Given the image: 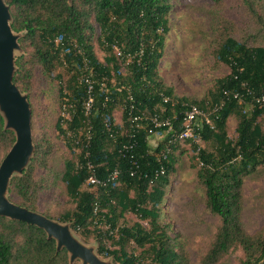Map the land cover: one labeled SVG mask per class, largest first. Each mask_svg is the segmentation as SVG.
Segmentation results:
<instances>
[{
    "label": "trees",
    "instance_id": "16d2710c",
    "mask_svg": "<svg viewBox=\"0 0 264 264\" xmlns=\"http://www.w3.org/2000/svg\"><path fill=\"white\" fill-rule=\"evenodd\" d=\"M232 1L210 0L220 13L212 40L214 66L228 67L229 74L216 79L206 97L189 99L175 96L159 77L171 0H5L11 28L25 34L13 83L28 95L35 147L29 168L11 180L12 202L34 212L41 204L45 217L70 223L81 242L92 239L97 255L113 264H222L231 252H241L234 264H258L264 258V223L250 234L241 213L245 180L264 167V104L256 103L264 95V0H236L244 17L234 13ZM35 68L56 73L57 101L68 116L59 115L54 124L67 151L60 155L58 177L67 207L58 212L40 199L50 189L58 149L33 106ZM223 91L230 96L211 113ZM233 93L245 103L238 104ZM186 105L197 106L211 123L197 122L194 137L181 139ZM116 110L120 124L113 118ZM154 115L169 118L172 129L154 128L149 120ZM134 117H141L139 127ZM230 118L235 119L233 138ZM153 133L162 139L151 146ZM14 140L0 115V163ZM200 140L211 142L212 152L201 149ZM188 150L195 153L190 169L205 208L217 218L196 263L185 242L170 236L159 212L177 161ZM161 168L164 173L156 177ZM115 170L117 180L108 182ZM91 175L104 185L88 184ZM0 264H68V256L56 252L55 242L37 227L0 218Z\"/></svg>",
    "mask_w": 264,
    "mask_h": 264
},
{
    "label": "rangeland",
    "instance_id": "374dc122",
    "mask_svg": "<svg viewBox=\"0 0 264 264\" xmlns=\"http://www.w3.org/2000/svg\"><path fill=\"white\" fill-rule=\"evenodd\" d=\"M235 1L231 2V8L237 16L244 17L241 6ZM171 3L173 7L168 17L169 32L165 36L163 57L158 67L159 77L166 87L172 88L175 96L202 99L207 96L216 79L229 74V68L226 66L215 68L212 56V40L219 28L220 13L210 0H171ZM94 50L98 59L103 62L104 54L95 42ZM24 53L23 50L22 54ZM18 56L20 55L16 53L15 58ZM55 75L56 73L46 75L40 68L34 69L33 106L39 116L38 123L46 127L48 137L58 149L51 160L53 178L49 183L50 189L40 199L41 203L53 204L55 211L58 212L62 207H67V198L58 183V177L63 171L60 155L67 151L64 143L57 137L54 124L59 115L65 119L68 116L65 110L59 108L58 80ZM113 118L116 124H120V111H114ZM228 126V135L233 138L234 118L228 120ZM153 135L149 137L151 146L158 144L162 139L160 136L155 138L156 134ZM198 145L209 153L214 147L211 142L201 140ZM194 155V152L188 150L186 155L179 157L175 176L159 209L170 236L185 242L191 263H196L204 247L211 241L217 225V218L205 208L201 192L190 169V157ZM8 198L12 202L9 192ZM43 211V206L39 204L37 213L42 214ZM127 216L129 219H136L133 214ZM241 223L250 234L259 230L264 223V167L258 168L245 180ZM90 244H95L97 249V244L92 239L86 241V245ZM240 256L241 252H231L222 264H234ZM100 258L111 259L103 256ZM74 264L80 263L76 261Z\"/></svg>",
    "mask_w": 264,
    "mask_h": 264
},
{
    "label": "water",
    "instance_id": "95a60500",
    "mask_svg": "<svg viewBox=\"0 0 264 264\" xmlns=\"http://www.w3.org/2000/svg\"><path fill=\"white\" fill-rule=\"evenodd\" d=\"M71 3V0H66ZM12 16L5 0H0V115L4 130L11 131L15 140L0 163V218L22 222L42 230L55 242L56 252L65 250L68 264H113L96 253V245H86L73 233L70 223H60L44 215L20 207L8 198L14 176H20L30 166L35 147L31 127V109L25 93L13 83L16 72L15 54H22L19 39L24 33L11 28ZM264 264V258L258 263Z\"/></svg>",
    "mask_w": 264,
    "mask_h": 264
},
{
    "label": "built area",
    "instance_id": "2783aa9c",
    "mask_svg": "<svg viewBox=\"0 0 264 264\" xmlns=\"http://www.w3.org/2000/svg\"><path fill=\"white\" fill-rule=\"evenodd\" d=\"M229 96H230V94L228 93V91H223L222 101L219 103V106H215L211 110V113H213L214 111H217L219 108L223 107V105L225 103L224 98H228ZM231 96L233 97V99L238 101V104L245 103V101L241 98L239 93H233V94H231ZM162 100L164 103L172 102V104H174V102L171 99H169L168 97H162ZM90 102H91V99H89L88 103L90 104ZM256 103L264 104V95L261 96L260 98H257ZM89 104L87 105V107H89ZM140 119H141V117H134L133 118L132 122L137 123L136 127H139L137 121H139ZM149 120L152 123L153 127L156 129L167 128V130H166L167 132L172 129L169 118L161 119L158 115H154ZM183 121H184V129H183L182 133L179 135V138H181V139L194 137V135H195L194 127H195L197 122L205 123L206 125H209L211 123L209 115L205 114L201 109H199L195 105H186V110L184 112ZM153 134L155 135L156 133H153ZM153 134H151V135H153ZM151 135H149V137H152ZM155 138H157V134H156ZM163 173H164V169L161 168L160 172H158V171L156 172V177H158L159 174H163ZM118 174H119L118 170H115L114 172H112L109 175L107 181L111 182L113 180H117ZM87 183L90 185H94V186H103L104 185V183L100 182L99 180H97L92 175L89 176Z\"/></svg>",
    "mask_w": 264,
    "mask_h": 264
}]
</instances>
